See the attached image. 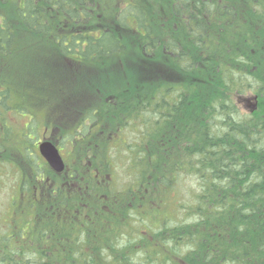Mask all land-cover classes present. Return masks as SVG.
Segmentation results:
<instances>
[{
	"label": "trees",
	"instance_id": "trees-1",
	"mask_svg": "<svg viewBox=\"0 0 264 264\" xmlns=\"http://www.w3.org/2000/svg\"><path fill=\"white\" fill-rule=\"evenodd\" d=\"M47 55L99 69L120 62L126 81L139 76L129 81L135 89L124 85L100 100L114 103L99 120L115 116L102 144L105 164L92 159L93 150L80 153L66 187L32 152L34 124L14 132L4 115L28 110L48 130L65 123L70 150L99 135L96 112L75 124L38 119L35 106L46 97L14 91L5 80L8 59L22 57L29 72L24 78L17 68L12 79L54 90L48 83L63 75L47 66ZM135 57L152 69L169 57L194 82L144 83ZM40 68L46 73L38 75ZM247 92L264 97V0H0V165L12 162L15 191L25 195L13 196L11 213L2 212L22 228L0 226V264H264V106L240 113L233 94ZM132 120L142 125L136 144L105 143L122 137ZM11 138L16 148L8 149ZM109 150L125 151L133 177L124 188L115 175L122 194L110 190ZM189 178L195 189L176 209L185 218L171 225L167 199H178Z\"/></svg>",
	"mask_w": 264,
	"mask_h": 264
},
{
	"label": "rangeland",
	"instance_id": "rangeland-1",
	"mask_svg": "<svg viewBox=\"0 0 264 264\" xmlns=\"http://www.w3.org/2000/svg\"><path fill=\"white\" fill-rule=\"evenodd\" d=\"M136 48V45L133 44L130 48L129 51L133 52L134 49ZM163 58V57H162ZM161 58V63L156 69H152L149 67V64L145 61H139L137 57L134 58V61H131L132 65H136V72H139L142 76L140 80H143L145 83L147 80L152 79L150 81H154L156 83L160 84H165L166 86L169 85V83H180V82H186V83H191L194 82V78H190L187 80H184V76L182 75V72L178 70L175 62L169 58L165 57L164 59ZM47 60L44 62L47 64V66L51 69L54 70V72L60 71L63 76L58 77V74H54V77L51 78L52 81L48 83V86L52 87L54 90L48 88H45L43 86H40L38 83L31 82V85L25 86L21 82H19L18 79L13 78L12 75L14 74V70L19 68L18 73L22 74V76H25L29 72V67L27 66V62L25 61V58L23 59L22 57H19L18 62L16 59H8L10 63V66H8V73L5 75V80L10 82V85L12 86V89L14 91H18L20 93H25V91L29 92V89L37 93L42 99L46 97V102L45 103H37L38 106H35L38 111L34 112L38 116V119H48L51 121L57 119L60 121L66 120V122H71L75 119L74 124L77 122L76 120H80V116L84 112H90L91 114L96 112V117H94V120L98 123L99 127V135L95 137L91 142L88 141L85 143H80L78 146H75L76 149H73V147L70 150L69 143L65 141V136L68 134L62 133L63 129L65 128L64 125L65 123L59 122L58 124H53L51 126V129L48 130L46 126L42 124H35L36 121L31 119L29 111L24 110L23 112L15 113V112H8L5 113L6 115V120L7 123L6 125L9 127L10 130H14V132H20L25 125L27 124H34L35 127V135L32 136L34 139H42V138H47L54 143H57L59 145L63 146V152H64V157L66 158L67 164L71 165L73 161L75 163L78 161V158L81 155H85L89 150H93L92 152V159L96 158L100 159L102 164H105L103 162V154H105V149L104 147L106 144H103V141L106 139L105 137V132H109V128H111L112 124L114 123V115L104 117V123L99 121L103 115V109L105 108L106 105L114 104V103H109V98L103 101V103H100L101 98L104 96L105 93H109L114 90H119L120 87L126 86V89L133 88L135 89V85L133 83H129V81H136L139 76L130 77L129 81H126L127 76L125 74V71H123V66L121 65L120 62L117 63L115 67H107L105 69H99V68H92L90 66H81L78 65L72 61L66 60L65 63L63 60H59L55 56H50L47 55L46 57ZM133 59V58H132ZM163 60V61H162ZM36 62H40L39 60L35 59ZM64 63V64H63ZM38 75H42L46 73L44 68H40L39 70L36 71ZM45 76V75H44ZM60 80L62 83L58 85V80ZM15 80V81H13ZM145 80V81H144ZM116 85V86H115ZM25 90V91H24ZM100 90V92H99ZM102 91V92H101ZM74 93H77L78 98H74ZM100 93V95H98ZM98 95V96H96ZM130 94L127 93V96ZM233 101L237 109L240 111V113L243 114H250L252 113L249 107L247 105H252L255 104L258 106L259 104L261 106H264V97L260 99H257V103H253L252 99V94L251 93H244V94H233ZM57 96V98H56ZM59 97V98H58ZM14 98V97H13ZM58 99V100H55ZM54 99V100H53ZM104 99V98H103ZM246 100H248L249 103H246ZM48 101V102H47ZM50 103V110H48V104ZM34 104V103H33ZM105 104V105H104ZM132 104V103H129ZM138 103H135L137 105ZM29 110L31 107H28ZM101 108V109H100ZM129 109L130 106H127ZM100 109V111H99ZM109 109H112V106H110ZM98 110V111H96ZM26 114V115H23ZM3 115V116H4ZM83 115V114H82ZM146 115L149 117L150 114L147 113ZM35 116V115H34ZM76 116V118H75ZM122 117L123 115H119ZM174 117L177 118L179 121L183 116L179 114V112L174 113ZM125 120V119H124ZM176 120V121H177ZM43 123V122H42ZM63 123V124H62ZM72 123H69L67 127L75 126ZM141 122L139 120H132L128 124H125V127L123 128V138L122 137H116L111 138V140L106 141L105 143H108L110 145H120L122 143L126 144L128 143L129 145L131 144H136L141 138L139 136V133L142 130L141 127ZM96 127V126H95ZM48 130V131H47ZM73 131V130H72ZM70 131L69 133H71ZM112 131L110 132V134ZM109 134V135H110ZM65 135V136H64ZM18 136L15 135L14 138H17ZM28 137V136H27ZM63 137V138H62ZM29 138V137H28ZM31 138V137H30ZM97 139H101L100 141ZM8 149H13L16 148L15 143H13L12 138L10 140L6 141L5 144ZM87 147L88 150H87ZM128 149V148H127ZM113 150V149H112ZM110 157H112V160L114 161V173H113V178H109V186L110 190L113 191L116 189L121 190V194L123 193V188L120 187L118 189V185L124 186H129L132 181H130L133 177L130 176V172L126 173L127 169L125 170L126 166L128 167V162L127 160L125 161L126 154L125 151H119L120 153L109 150ZM118 154H120V157H117ZM9 161V160H8ZM173 158L170 159V163L172 164ZM12 162L9 164L7 162H4V164L0 165V226L5 228V223H8L10 225L9 228L5 229H11V228H22L19 226H15L12 224V216L9 214L8 216H5V214L11 213V208L8 209V205H10L11 199L14 197H18L19 201L23 198H25V195L20 196L19 193L15 191V183L18 179V176H16V167L11 165ZM90 164V161L88 160L87 157H85V165L83 164L84 168H88V165ZM24 167H26L24 164H22ZM77 165V164H76ZM27 168V167H26ZM115 175L118 180V185L115 182L114 178ZM107 177V174H106ZM105 177V178H106ZM51 179H57L54 177H50ZM194 179V178H192ZM191 178L185 179V181L182 184L180 188L184 192L181 195L178 196V199L172 194L168 197L167 202H166V210L168 212L167 215H170V218L172 220L171 225H175L176 222L183 221L185 218L183 213L176 212L177 206H178V201L182 200L179 199L180 196H183V200L190 199L189 196L192 194L193 190L195 189V182ZM130 181V182H129ZM56 183L59 182V179L55 181ZM51 186H54L53 182L51 181L50 183ZM49 185V186H50ZM166 190H162V192L159 190L157 192V195L159 198H163L164 195L166 194ZM15 193V195H14ZM115 194V193H114ZM185 194L187 196H185ZM112 195V198H115L118 195ZM14 196V197H13ZM115 200V199H112ZM139 208H142L141 206ZM3 211H7L6 213H2ZM145 215V212H142V216ZM5 216V217H4ZM16 225H20L18 222H14ZM146 223V221H145ZM140 233L143 231L145 228L142 223H140ZM23 230V229H21ZM20 230V231H21ZM7 233H10L12 231L6 230ZM4 234L3 232L0 231V235ZM17 242V241H16ZM8 245H14L16 246L17 244L11 240L9 241ZM19 245V244H18Z\"/></svg>",
	"mask_w": 264,
	"mask_h": 264
},
{
	"label": "flooded vegetation",
	"instance_id": "flooded-vegetation-1",
	"mask_svg": "<svg viewBox=\"0 0 264 264\" xmlns=\"http://www.w3.org/2000/svg\"><path fill=\"white\" fill-rule=\"evenodd\" d=\"M247 93H250V92H247ZM252 99L254 101L253 103H257V99L258 98H257L256 95H253ZM246 103H249L248 100H246ZM247 107H249L251 112H255V110L258 108V106H256L255 104L247 105ZM168 112L169 111H167V109H166V110L162 111V114H167ZM167 115L170 116L169 113ZM31 139H32V150H33L32 152L35 155H37V157L41 160V162L43 164H45L47 166V168L51 172L50 176L55 177V178H60V180L62 181V184L64 183V185L66 187L68 185V178H72V172L74 171V169H75L74 166L76 164L75 161H73L71 165L67 164V161H66V158H65L67 156V154L64 157V152H63L64 148H63L62 145L54 143L53 141H51V140H49V139H47L45 137L42 138V139H34L33 137H31ZM46 141L52 143L57 148V150L59 152V155H60V157L62 158V160L64 162V171L63 172L57 173L54 170H52V168L48 165V163L45 161V159L40 155V153H39V144L42 143V142H46ZM94 171H95L96 175H98V170L96 168L94 169ZM54 190H58V188H54Z\"/></svg>",
	"mask_w": 264,
	"mask_h": 264
},
{
	"label": "water",
	"instance_id": "water-1",
	"mask_svg": "<svg viewBox=\"0 0 264 264\" xmlns=\"http://www.w3.org/2000/svg\"><path fill=\"white\" fill-rule=\"evenodd\" d=\"M39 153L48 163V165L57 173L64 170V162L59 155L57 148L50 142H42L39 144Z\"/></svg>",
	"mask_w": 264,
	"mask_h": 264
},
{
	"label": "bare ground",
	"instance_id": "bare-ground-1",
	"mask_svg": "<svg viewBox=\"0 0 264 264\" xmlns=\"http://www.w3.org/2000/svg\"><path fill=\"white\" fill-rule=\"evenodd\" d=\"M173 55V54H172ZM196 99V98H195ZM190 101V100H189ZM200 101V100H199Z\"/></svg>",
	"mask_w": 264,
	"mask_h": 264
}]
</instances>
